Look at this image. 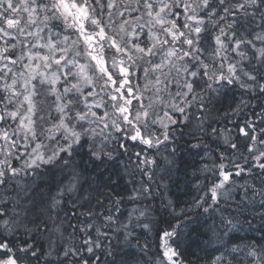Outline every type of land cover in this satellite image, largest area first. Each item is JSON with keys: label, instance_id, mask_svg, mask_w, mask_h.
Returning <instances> with one entry per match:
<instances>
[{"label": "rangeland", "instance_id": "rangeland-1", "mask_svg": "<svg viewBox=\"0 0 264 264\" xmlns=\"http://www.w3.org/2000/svg\"><path fill=\"white\" fill-rule=\"evenodd\" d=\"M218 1L221 0H0V155H6L4 161L15 158L17 162L12 169L15 174L9 175L16 184L12 201L18 207H27L29 214L35 182L31 171H47L51 167L52 172L64 169L66 172L73 150L83 141L93 158L115 160L124 166L122 171L130 185L125 216L114 234L104 232L101 236L119 234L118 244L130 245L139 254L138 264H143L144 259L148 264H183L178 245L185 248L188 244L187 230L208 220L206 215L214 217L216 207L220 208L217 201L232 194L234 182L228 179L216 198L210 195L219 175L231 166L217 164L220 152L211 149L209 141L201 136L194 137L197 147L208 152L200 156L205 163L190 172L191 183L199 176L188 192L191 205L186 210L192 213L190 217L180 213L168 193L174 183L176 172L173 175L171 171L178 156L177 143L174 144L178 139L174 134L183 125L197 132L204 127L207 135L214 133V129L206 130L209 115L200 116L194 107L205 97L202 79L206 73L217 76L220 69L235 72L238 77L234 80L233 73L231 83L244 81L255 91L257 77L250 76L242 64L256 74V67L264 58V1L224 0L231 13L223 17L219 31ZM171 9H181L185 14L181 19L188 23L189 36L191 33V56L194 51H201L196 63L206 70L205 76L196 77L197 73L189 69L191 61L160 45L165 39L171 41L170 36L162 33ZM76 11L83 12L79 20L86 30L101 34L96 40L101 43L107 69L115 79L114 87L109 86L91 60L88 41L78 35ZM207 18V27L213 34L199 45V50L194 42ZM227 19L233 21L228 24ZM238 25V36L231 35L229 29ZM177 44L180 52L185 50L184 38ZM129 59L132 65L139 61L140 78L133 76L123 82L122 68L129 66ZM217 59L222 62L216 68L202 66L203 62ZM221 89L220 84L207 90L215 96ZM221 129L227 132L222 134L224 140L211 137L213 142L224 145L234 139L229 128ZM118 151L123 153L122 158L117 157ZM262 151L257 155L260 160H264ZM76 190L64 187L50 196L58 204H65V199L81 204L84 198L78 201L73 196ZM247 201L262 205L257 212L264 214V191L258 201L251 198ZM185 205L184 202L181 206ZM197 205L203 213L201 218L193 212ZM58 216L66 219L61 212ZM9 219L6 216L5 225ZM173 220L171 228L159 230ZM261 220L244 225L240 222L219 225V220H210L213 228L207 233L209 242L203 243V247L217 246L219 251L208 264H260L264 250L229 243L239 232L258 230L259 223L264 225V216ZM156 238L158 253L153 245Z\"/></svg>", "mask_w": 264, "mask_h": 264}, {"label": "trees", "instance_id": "trees-1", "mask_svg": "<svg viewBox=\"0 0 264 264\" xmlns=\"http://www.w3.org/2000/svg\"><path fill=\"white\" fill-rule=\"evenodd\" d=\"M263 1L259 0V2ZM218 2L220 5L216 6L218 10L216 18L218 20L217 30L219 31L224 22L223 17L227 16L230 9L224 0ZM183 14L181 9H171L168 12L162 33L167 38L170 36L171 41L165 39L160 45L170 48L174 54L180 53L189 62L191 61L192 66L189 69L197 73L196 77L205 76L206 70L199 68L196 63L197 55H201V51L197 53L194 51L193 56H191V33L189 36L188 23L181 19ZM232 21V19L229 21L227 19L228 24ZM208 25L209 18H207V24L200 28L197 33L198 38L195 39L194 44L198 48L200 44L206 43L209 37L212 38L213 30L209 29ZM239 28L240 25L231 27L229 33L238 36ZM183 38L186 48L180 52L177 41ZM250 56L256 62L251 52ZM152 58L153 56L149 57L147 62L151 61ZM128 61L129 66H124L123 72L121 71L123 80L126 81L133 76L134 79H139V61L134 62V65H132L131 59ZM261 61L256 67V74L254 69H245L246 64H242V68L250 76L257 77L255 91H252L251 86L241 85L243 89L234 92L231 89L234 83L231 82L238 77L235 72L221 71L220 69L217 76L206 73L202 79V93L205 96L202 102L204 105L200 101L194 107H197L200 116L209 115V125H207L206 130L214 129V133L207 135L206 131L204 134L202 131L198 134L194 129L183 125L174 134L175 139H178L174 143H177L178 156L175 159V167L171 171L173 175L176 172L174 183L169 188L168 193L176 207L184 205L182 200L190 199L188 194L191 190L189 188L190 172L198 168V164L195 167L190 166L192 170L189 166H184L181 157L190 151H195L200 156L208 152V149L197 147L198 141L193 140L194 137L201 135V138L209 141L211 149H217L220 152L221 155L216 159V163L220 166L224 164L231 166L225 172L231 173L229 180L234 182L231 187L232 194H225L217 201L220 202V208L216 207L214 217L206 215L209 216L208 220L203 221L201 225L194 226L195 228H190L189 231L187 230L188 244L185 248L178 245L179 256L184 260L183 264H207L212 252L209 253L207 247H203V243L209 242L207 233L213 228L210 227V220H219V225L234 224L235 222L244 225L250 224L251 221L257 224L258 220L262 222L261 218L264 214L257 211L263 206L247 201L248 198L258 201L264 191V160H260L257 156L264 149V58H261ZM221 62V59H217L212 63L203 62L202 66L206 67L207 65L208 68H216ZM230 77L233 78L231 81H229ZM220 84L222 89L213 96L209 90L212 87L217 88ZM196 91H198L197 87ZM203 107L209 108L203 109ZM250 116H254L253 118L258 121L257 124L250 123ZM221 128H229V132L234 134V139L224 145L216 144L211 139L214 137L218 140H224L222 134L227 132H222ZM254 132L256 134L252 139ZM254 145H256V149L253 148ZM220 148L223 151H220ZM252 150L254 153L251 152ZM73 152L81 154L79 159H74ZM73 152L66 172L65 169L52 172L51 167L47 171H36L35 169L31 171L32 177L35 176L33 178L35 182L31 189L33 202L28 206L31 210L28 211L29 214H26L27 207H18V204L12 201L16 188L14 186L15 181L11 180L9 175L15 174L12 173V169L17 162H15V158L11 161H4L6 155L4 157L0 155V173H2L0 182L4 186L0 185V264H138L137 257L139 254L130 245L118 244L119 234L107 238L101 236L104 232L114 234L120 219L126 213L125 201L129 199L127 196L130 185L127 183L124 171H122L123 166L115 160L109 162L106 161L107 158H93L90 149L88 151L83 141ZM118 154L122 155L120 151ZM192 162L194 164V159ZM62 165L64 164H59V166ZM4 167L6 170H2ZM181 167L184 169L181 170ZM65 176H71V179L76 180L74 188L77 190L73 196H77L78 201L80 198H84V200L81 199V204L74 203V199L72 201L65 199V204H58L55 199H51L50 195L57 191L58 187L65 185ZM177 177L180 181L176 180ZM197 179L199 176L193 179V183ZM219 181L220 179L217 178V182ZM68 182L69 180H67ZM225 185L223 183L221 188H217L216 184L213 186L211 184L210 195L215 194L216 198L218 191L223 189ZM22 190L25 191L26 187ZM29 193L27 191V194ZM211 200H213L212 197ZM250 205L252 206L250 207ZM197 208L201 209L199 205ZM58 212L65 214L66 219L59 218ZM5 214L10 218L6 225L4 224ZM164 214L168 215L167 211ZM174 221L169 224L170 228L174 225ZM248 221L250 222L243 223ZM260 225L263 224L259 223V227ZM5 226L10 227V229H6ZM191 235L194 236L193 239ZM153 245L155 246V253H158L157 238ZM123 247L125 249H122ZM142 263L148 264L145 259Z\"/></svg>", "mask_w": 264, "mask_h": 264}, {"label": "bare ground", "instance_id": "bare-ground-1", "mask_svg": "<svg viewBox=\"0 0 264 264\" xmlns=\"http://www.w3.org/2000/svg\"><path fill=\"white\" fill-rule=\"evenodd\" d=\"M252 57V56H251ZM248 65H249V67H250V64L248 63ZM250 69H251V67H250ZM245 86V82L244 81H241V82H237V81H235V83H234V85L232 86V90L234 91V92H238V91H241L243 88H242V86ZM254 116H250V123L251 124H254V123H256L257 124V120L256 119H254L253 118ZM248 125H249V123H248ZM198 130H202L203 131V134H204V127H203V129H198ZM260 132V131H259ZM199 133H201V132H198V134ZM201 136V135H200ZM119 152V151H118ZM118 152H117V157L119 158V157H123V153L120 151V153H122V155H119L118 154ZM182 154V153H181ZM81 154L80 153H75L74 152V159H79V156H80ZM202 156H204V154L203 155H201V157ZM200 157V155L199 154H197V153H195V151L194 152H192V151H190V152H186L185 154H184V156L183 157H181V159H183V161H184V166H196L197 164V166L199 167L200 166V164H204L205 163V160H203L202 158ZM192 159H194V164H193V162H192ZM126 159H124V161H125ZM182 166V165H181ZM192 167H190V169L192 168ZM123 168H124V166H123ZM182 169H184V168H182L181 167V170ZM192 170V169H191ZM190 170V171H191ZM68 174V173H67ZM65 179H66V183H65V185H61L60 187H58V189H62V188H64V187H67L68 189H70V190H73V189H75L74 187L76 186V180H74V179H71V176H65ZM67 180H69V182L67 183ZM177 181H180V179H179V177H177V179H176ZM71 183V184H70ZM127 183H129V181L127 182ZM193 184L194 183H191V182H189V186H193ZM57 189V190H58ZM66 189V188H65ZM176 191V190H175ZM183 202H185L186 203V205L185 206H181V205H179V207H177V208H179L180 209V213H182V214H186V215H188L189 217H190V215H191V213L192 212H188L187 210H186V208H188V207H190V205H191V203H190V199L189 200H182ZM181 201V202H182ZM194 215L196 216V217H198V218H201L202 217V210L201 209H199V208H197V209H194ZM168 228H170V225L169 224H164V225H162L160 228H159V230L161 231V232H163L164 230H166V229H168ZM166 232V231H165ZM231 240H232V242L231 243H229V245H235V244H243V245H245V246H252L253 248H257V250H261V251H263L264 250V225H260V227H259V229L258 230H253V229H251V230H248V231H246L244 234L242 233V232H239V234H235V235H233L232 237H231ZM206 249H208V251H209V253L210 252H212L211 254H210V259L207 261V264L211 261V258L219 251V249L217 248V246L216 247H214V246H212V247H207ZM260 264H264V260H262V262L260 263Z\"/></svg>", "mask_w": 264, "mask_h": 264}, {"label": "water", "instance_id": "water-1", "mask_svg": "<svg viewBox=\"0 0 264 264\" xmlns=\"http://www.w3.org/2000/svg\"><path fill=\"white\" fill-rule=\"evenodd\" d=\"M12 22V21H11ZM100 66L105 69V65L104 62H100ZM230 176V173H226L222 175L223 180H226L228 177ZM217 186H221V184L219 183Z\"/></svg>", "mask_w": 264, "mask_h": 264}, {"label": "flooded vegetation", "instance_id": "flooded-vegetation-1", "mask_svg": "<svg viewBox=\"0 0 264 264\" xmlns=\"http://www.w3.org/2000/svg\"><path fill=\"white\" fill-rule=\"evenodd\" d=\"M63 1V0H62Z\"/></svg>", "mask_w": 264, "mask_h": 264}]
</instances>
